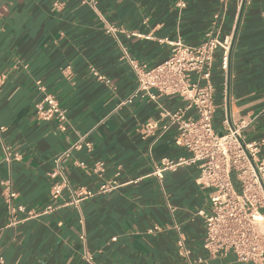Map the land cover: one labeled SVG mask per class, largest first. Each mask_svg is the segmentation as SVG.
<instances>
[{
    "label": "crops",
    "instance_id": "crops-1",
    "mask_svg": "<svg viewBox=\"0 0 264 264\" xmlns=\"http://www.w3.org/2000/svg\"><path fill=\"white\" fill-rule=\"evenodd\" d=\"M240 6L229 0L213 24L216 0H0L5 264H87L88 257L94 264H185L176 255L178 234L191 258L203 259L197 264H241L232 257L207 260L202 250L204 224L196 212L208 208L209 198L196 182L197 168L155 174L162 158L187 155L174 133L153 142L139 131L158 118L159 105L174 110L180 100L129 99L136 81L120 60L122 47L155 65L177 39L194 46L209 32L233 36ZM212 83L214 128L225 118L243 121L246 139L264 142V0L244 3L229 71L224 76L216 60ZM45 94L57 100L62 120L37 118L35 104ZM82 142L91 150L74 148ZM98 161L101 174L92 171ZM107 181L117 187L95 194ZM63 183L54 196L52 187ZM85 192L94 195L77 196Z\"/></svg>",
    "mask_w": 264,
    "mask_h": 264
},
{
    "label": "built area",
    "instance_id": "built-area-1",
    "mask_svg": "<svg viewBox=\"0 0 264 264\" xmlns=\"http://www.w3.org/2000/svg\"><path fill=\"white\" fill-rule=\"evenodd\" d=\"M216 1L218 11L213 15V24L223 17L229 3V0ZM177 6L184 8L185 3L178 2ZM106 31L114 34L116 29L110 27ZM231 43L232 35L220 36L213 31L207 33L198 45H185L178 39L169 42V56L155 65L138 62L124 47L120 60L129 66L136 81V89L129 99L140 97L156 102L161 97H177L180 100L181 105L174 110L159 105L158 118L139 131L143 136L153 137V142L172 131L175 145L187 152L186 156L175 160L162 158L155 171L158 177L163 171L179 166L197 168L196 182L208 190L209 198L208 208L196 212L204 224L202 250L207 260L232 257L241 264H264V164L260 162L264 142L246 139L243 129L247 124L243 121L233 123L225 118L221 129L216 130L213 126V67L217 60L220 71L227 75ZM35 114L44 121L64 118L57 100L48 94L35 104ZM82 143H76L74 148L84 146L91 150L90 143ZM103 167V162H95L92 171L101 174ZM55 176L57 173L51 174V177ZM61 187H65L64 183L55 184L52 194L57 196ZM116 187V182L107 181L95 194H105ZM93 195L90 192L77 193L82 197ZM14 196L9 193V197ZM19 210L23 211L22 208ZM50 210V207L46 209L47 212ZM176 255L185 264L203 262L202 258H191L180 234L176 241ZM86 261L94 264L91 257ZM0 264H5L1 256Z\"/></svg>",
    "mask_w": 264,
    "mask_h": 264
},
{
    "label": "water",
    "instance_id": "water-1",
    "mask_svg": "<svg viewBox=\"0 0 264 264\" xmlns=\"http://www.w3.org/2000/svg\"><path fill=\"white\" fill-rule=\"evenodd\" d=\"M244 3H245V0H242V1H241V6H240V12H239L238 20H237V23H236V28H235L234 33H233V36H232L231 47L233 46V42H234V39H235V35H236V31H237V27H238V25H239V20H240V17H241L242 11H243ZM228 77H229V76H228ZM229 120H230V119H229Z\"/></svg>",
    "mask_w": 264,
    "mask_h": 264
},
{
    "label": "rangeland",
    "instance_id": "rangeland-1",
    "mask_svg": "<svg viewBox=\"0 0 264 264\" xmlns=\"http://www.w3.org/2000/svg\"><path fill=\"white\" fill-rule=\"evenodd\" d=\"M219 121H220V120H218V118L216 117V123H218V124H219V123H220Z\"/></svg>",
    "mask_w": 264,
    "mask_h": 264
}]
</instances>
